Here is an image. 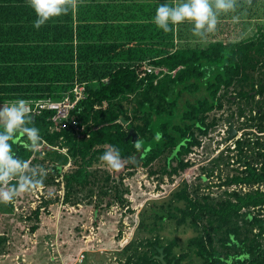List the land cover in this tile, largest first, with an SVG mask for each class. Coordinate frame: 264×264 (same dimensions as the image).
Returning a JSON list of instances; mask_svg holds the SVG:
<instances>
[{
  "label": "trees",
  "instance_id": "1",
  "mask_svg": "<svg viewBox=\"0 0 264 264\" xmlns=\"http://www.w3.org/2000/svg\"><path fill=\"white\" fill-rule=\"evenodd\" d=\"M175 2L81 0L75 11L36 29L28 0H0V103L61 101L77 84L86 86V99L59 131L54 130L53 111L32 113L29 126L38 128L50 146L67 148V154L47 149L41 158L22 142L13 145L17 156L47 170L43 187L63 184L64 204L77 205V197L86 193L98 212L124 206L129 193L124 180L134 172L160 174L162 181L185 171V158L202 144L199 135L212 127L207 115L223 106V89L234 90L229 101L251 106V121L257 120L254 127L264 133V0H241L235 13L220 15L206 42L193 36L189 22L169 33L155 25L157 7ZM233 16L240 17L238 23ZM147 66L166 71L148 73ZM251 134L235 143L240 168L218 186H236L234 190L215 196L198 187L193 194L185 183L166 207L153 213L155 227L167 220L194 229L197 234L187 245L197 264H264V190L259 188L264 186V138ZM137 140L143 142L139 151ZM108 145L117 147L126 161L119 172L99 159ZM239 186L257 187L242 192ZM54 202L43 201L28 220L39 222L41 208ZM38 228L35 224L31 231ZM140 228L148 231V222L143 219ZM176 247L160 236L132 241L119 264H191L185 254L175 253Z\"/></svg>",
  "mask_w": 264,
  "mask_h": 264
},
{
  "label": "rangeland",
  "instance_id": "2",
  "mask_svg": "<svg viewBox=\"0 0 264 264\" xmlns=\"http://www.w3.org/2000/svg\"><path fill=\"white\" fill-rule=\"evenodd\" d=\"M232 94H234L232 88L221 91L223 106L207 115V123L212 127L207 134L199 135L202 144L194 148L185 158L189 163L185 171L173 177L165 176L162 181L158 177L160 174L150 177L146 170L134 172L124 180L125 186L129 189V193L125 196L127 199L125 205H114L99 212L96 211L95 199L91 201L86 193L77 197V205H66L62 202L60 193L62 186L61 188L49 186L43 190V197L47 198L43 200L52 199L55 202L41 211L39 222L34 219L24 220L19 213L17 217H6L7 228L12 236L13 250H10V253L19 252L23 237L26 242L25 248L28 247L26 253L31 259L30 264H61L62 260L64 264H74L84 250L87 251L82 264H119L125 258L121 252L132 241L140 243L148 237L160 236L166 242L177 243L175 253L185 254L186 263L197 264V259L187 245L188 241L197 234L194 229L190 226L180 227L176 222L167 220L155 227L153 213L161 211L163 205L166 207V202L172 198L173 193L185 183L190 186L193 194H195L193 188L198 187L200 191L213 192L215 196L225 190L232 191L236 188V186L218 187L225 182L227 175L234 174L233 168H240L235 162V154H237L235 143L238 140L246 141L252 136L251 132L261 138H264V133H259L254 127L257 120L251 121V116L254 117L255 113L251 111V106L247 105L246 101H229ZM3 105L0 103V107ZM240 108H244L245 114H240ZM252 108L255 109L254 106ZM231 124L238 133L229 140ZM44 151L47 152V149L44 148ZM229 160L230 166L234 165L233 167L226 165ZM249 160L253 161V158ZM202 176H207L205 182L201 180ZM237 188L242 192H244L243 188H246V191L254 190L252 186ZM63 191L65 193V190ZM37 193L27 192L19 196V206L24 208L25 216L32 213L40 204V199L36 197ZM177 206H180V203ZM143 219L149 224L148 231L140 228ZM35 224L39 227L38 245L31 243L27 237L30 233L27 229ZM150 230L154 232L150 233ZM134 250L133 248L130 251L131 254ZM126 254L128 255V251Z\"/></svg>",
  "mask_w": 264,
  "mask_h": 264
},
{
  "label": "clouds",
  "instance_id": "3",
  "mask_svg": "<svg viewBox=\"0 0 264 264\" xmlns=\"http://www.w3.org/2000/svg\"><path fill=\"white\" fill-rule=\"evenodd\" d=\"M81 0H28V5L34 10L36 20L33 26L39 29L49 20L67 15L75 11ZM251 4V0H244ZM241 6V0H176L172 5L160 4L153 22L163 32H174L178 25L189 22L194 25L193 36L200 42H206L207 37L215 33L220 23V15L235 13ZM239 16H233V23H238ZM32 124V107L26 99H16L0 107V203H14L23 193L42 188L47 170L33 166L31 161L17 156L13 150L14 144H20L33 153H45V144L40 130ZM159 133L156 138H160ZM143 142L137 140L134 147L139 151ZM108 169L119 172L126 164L120 150L113 146H105L104 153L99 158ZM15 181V183H13Z\"/></svg>",
  "mask_w": 264,
  "mask_h": 264
},
{
  "label": "built area",
  "instance_id": "4",
  "mask_svg": "<svg viewBox=\"0 0 264 264\" xmlns=\"http://www.w3.org/2000/svg\"><path fill=\"white\" fill-rule=\"evenodd\" d=\"M161 71H166L165 69H157L155 70L152 66H147V72L148 73H160ZM86 99V86L85 85H76L73 90L61 101H54L51 98H44V99H40V100H35V101H30V105L32 107V113H41L42 111H53L54 117H53V121L55 123L54 126V130L59 131L60 130V125L62 123V121L67 120L70 117V113L77 107V105L82 101ZM72 125L78 129V123L77 121L73 120ZM45 149H52V146H50L49 144H47L45 142L42 151L45 153L44 151ZM54 150H59L62 151V153L67 154V148H59V147H54ZM71 168V163H69L68 165L65 166L64 168V172H67L69 169ZM60 182H63V178L61 177ZM241 187V186H240ZM257 187V186H256ZM256 187H254V189H256ZM62 191H60V193L62 194V199L64 198V186L62 184ZM242 188V187H241ZM260 189L263 190V186L259 187ZM45 189V187L39 188L35 191H31V193L36 194V192H38L36 195V197L38 199H40V204L41 205L43 203V199H47L45 197H43V190ZM244 191L246 192V188H243ZM63 202V200H62ZM19 199L18 197L15 199V202L12 203L14 206V209L17 213H24V208H20L19 206ZM38 205V206H39ZM38 206L36 208H34L35 210H37ZM45 209V207L41 208V211ZM33 210V211H35ZM28 216V215H27ZM29 216H31V213L29 214ZM28 231V230H27ZM87 250H84L80 253L79 258L77 259V261L74 264H82L84 262L85 259V253ZM61 264H64V260L60 261Z\"/></svg>",
  "mask_w": 264,
  "mask_h": 264
},
{
  "label": "crops",
  "instance_id": "5",
  "mask_svg": "<svg viewBox=\"0 0 264 264\" xmlns=\"http://www.w3.org/2000/svg\"><path fill=\"white\" fill-rule=\"evenodd\" d=\"M20 214L23 216L24 220H28V218L33 216L32 213L31 216H25L24 213H19V215ZM17 215L18 213L15 209L14 212L10 211V204L0 203V264H30L31 259L26 253L28 251V247H26L27 249L25 248V238L22 237L23 243L21 244L19 252L14 253L13 251V253H10V250H13V246H11L12 236L9 228H7L6 217H17ZM27 230L28 232L30 231V233L27 234L29 241L31 240V243L33 242L34 245H38V229L35 232H32L31 228ZM51 260L53 261V258Z\"/></svg>",
  "mask_w": 264,
  "mask_h": 264
},
{
  "label": "water",
  "instance_id": "6",
  "mask_svg": "<svg viewBox=\"0 0 264 264\" xmlns=\"http://www.w3.org/2000/svg\"><path fill=\"white\" fill-rule=\"evenodd\" d=\"M237 133H238V131L236 129H234L233 124H231L230 131H229V140L236 137Z\"/></svg>",
  "mask_w": 264,
  "mask_h": 264
}]
</instances>
